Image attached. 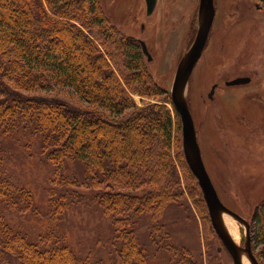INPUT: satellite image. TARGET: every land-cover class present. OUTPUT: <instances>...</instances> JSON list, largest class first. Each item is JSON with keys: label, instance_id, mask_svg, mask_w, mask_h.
I'll use <instances>...</instances> for the list:
<instances>
[{"label": "trees", "instance_id": "1", "mask_svg": "<svg viewBox=\"0 0 264 264\" xmlns=\"http://www.w3.org/2000/svg\"><path fill=\"white\" fill-rule=\"evenodd\" d=\"M45 1L0 0V144L9 137L0 145V264H222L216 251L207 259L190 257L187 246L166 238L171 222L157 211L178 202L173 188L183 182L210 217L178 140L179 115L149 72L140 41L110 23L101 0ZM59 87L71 89L84 108L16 93ZM18 132L37 135L38 154H47L43 197L9 165ZM65 157L90 174L62 171ZM61 181L69 184L62 194L52 185ZM74 182L100 184L91 199L103 212L116 210L107 215L109 235L95 242L103 243L104 254L88 241L81 249L70 243L63 219L88 200L69 192ZM252 220L251 246L264 264V195Z\"/></svg>", "mask_w": 264, "mask_h": 264}, {"label": "rangeland", "instance_id": "2", "mask_svg": "<svg viewBox=\"0 0 264 264\" xmlns=\"http://www.w3.org/2000/svg\"><path fill=\"white\" fill-rule=\"evenodd\" d=\"M99 3L110 23L145 42L151 55L148 60L143 54L149 72L161 87L171 89L177 64L190 47L199 25V0H156L149 14L145 0H101ZM259 4V0H214L215 15L207 44L183 91L194 120L204 165L219 198L250 223H253L254 206L264 195V11ZM237 77H249L250 80L226 85V81ZM16 93L57 97L78 107L85 106L66 87L17 90ZM134 98L142 104L140 96L134 94ZM100 131L96 132L103 137ZM36 136L32 133L16 134L11 145L17 150L11 152L9 165L17 178L43 197L47 195L45 188L49 183L45 185L46 176L51 167L44 161L47 154H38ZM8 139L2 138L0 145L5 146L3 144ZM178 140L181 141V137ZM39 156L44 162L38 161ZM64 161L62 171L67 170L77 178L82 172L90 174L85 165L80 166L79 162L68 157ZM250 165H258V168ZM178 171L181 175L179 168ZM73 184L69 192L81 191L88 200L80 199L78 206L68 211L67 218L63 219L70 243L81 249L87 247L88 241L104 254L103 243L95 242L109 235L111 220L107 215L116 210L111 208L109 212H103L101 206L91 199V192L101 188L100 184L98 187ZM42 185L45 186L40 188ZM52 185L61 194L69 186L62 181L59 184L52 182ZM179 186L173 188L178 193L174 200L178 202L171 205L168 202L157 211L164 223L171 222V231L166 238L187 246L189 251L186 250V254L188 252L190 257L207 259L208 252L216 251L222 264H233L205 209L195 200V195L187 192L184 182ZM226 216L237 224L239 238L236 242L242 245L245 228L231 216ZM209 241L212 249L207 245ZM79 242L82 245H77ZM246 260L250 264L247 257Z\"/></svg>", "mask_w": 264, "mask_h": 264}, {"label": "water", "instance_id": "3", "mask_svg": "<svg viewBox=\"0 0 264 264\" xmlns=\"http://www.w3.org/2000/svg\"><path fill=\"white\" fill-rule=\"evenodd\" d=\"M145 2L146 12L149 14L152 12L156 0H145ZM198 13L200 20L196 34L190 44V47L179 60L171 89L167 91L170 94L172 104L180 118L181 141L186 163L198 181V185L202 191V195L208 209L210 222L214 231L219 237L222 245L229 253L233 264H243L241 260L242 254H245L250 264H259L251 246V223L242 215L228 208L221 201L217 190L206 170L202 159L200 146L197 141L194 120L186 97L183 94L184 88L189 81L191 72L200 59L209 37L215 15L214 0H199ZM139 41L144 54L147 56V59L151 60V55L147 50L145 42L143 40ZM249 80V77H237L226 81L225 83L226 85H235L248 82ZM215 85L216 84L212 86L210 95L213 93ZM223 213L231 216L245 228V240L242 245L235 242L227 230L223 221Z\"/></svg>", "mask_w": 264, "mask_h": 264}, {"label": "bare ground", "instance_id": "4", "mask_svg": "<svg viewBox=\"0 0 264 264\" xmlns=\"http://www.w3.org/2000/svg\"><path fill=\"white\" fill-rule=\"evenodd\" d=\"M211 31V30H210ZM207 43V42H206ZM255 167V168H258V165H250V167ZM251 167V168H252ZM260 171V170H259ZM223 216V221H224V224L227 228V230L229 231L230 235L232 236V238L237 241L238 238H239V229H238V226L237 224L228 216H226V213H223L222 214ZM241 260H242V263L243 264H247V260H246V256L245 254H242L241 255Z\"/></svg>", "mask_w": 264, "mask_h": 264}, {"label": "flooded vegetation", "instance_id": "5", "mask_svg": "<svg viewBox=\"0 0 264 264\" xmlns=\"http://www.w3.org/2000/svg\"><path fill=\"white\" fill-rule=\"evenodd\" d=\"M145 4H146V2H145Z\"/></svg>", "mask_w": 264, "mask_h": 264}]
</instances>
